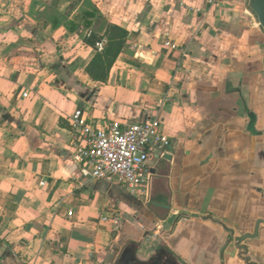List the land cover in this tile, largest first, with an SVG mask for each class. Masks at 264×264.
Segmentation results:
<instances>
[{
  "label": "crops",
  "instance_id": "1",
  "mask_svg": "<svg viewBox=\"0 0 264 264\" xmlns=\"http://www.w3.org/2000/svg\"><path fill=\"white\" fill-rule=\"evenodd\" d=\"M247 1L0 0V264H116L126 245L264 264V31ZM110 27L124 46L95 81L83 38ZM76 109L159 121L145 188L81 176Z\"/></svg>",
  "mask_w": 264,
  "mask_h": 264
},
{
  "label": "built area",
  "instance_id": "2",
  "mask_svg": "<svg viewBox=\"0 0 264 264\" xmlns=\"http://www.w3.org/2000/svg\"><path fill=\"white\" fill-rule=\"evenodd\" d=\"M222 1L206 0V3L215 6ZM102 48L103 43L96 44V51ZM69 125L75 134L70 146L71 156L81 176L99 181H115L130 194L146 187L150 180L149 162L153 154L156 149L168 145L156 119L134 124L110 121L96 126L81 109H76ZM67 215L72 216V212L69 211ZM101 220L106 222L108 218L102 217ZM117 222L118 219L114 218V223Z\"/></svg>",
  "mask_w": 264,
  "mask_h": 264
},
{
  "label": "trees",
  "instance_id": "3",
  "mask_svg": "<svg viewBox=\"0 0 264 264\" xmlns=\"http://www.w3.org/2000/svg\"><path fill=\"white\" fill-rule=\"evenodd\" d=\"M105 37L87 34L84 36V42L96 49L97 43H103L101 51H97L92 62L86 68L88 76L95 81L106 79L108 69L113 64L116 56L124 46L125 33L115 27H110Z\"/></svg>",
  "mask_w": 264,
  "mask_h": 264
},
{
  "label": "water",
  "instance_id": "4",
  "mask_svg": "<svg viewBox=\"0 0 264 264\" xmlns=\"http://www.w3.org/2000/svg\"><path fill=\"white\" fill-rule=\"evenodd\" d=\"M247 6L256 18L258 25L264 31V0H248ZM255 235H247L245 238H250ZM156 255L157 251L155 255H153V257H151L148 261H139L137 259L136 249L133 247L124 246L119 254L116 264H179L178 261L172 257H168L169 261H164L157 258Z\"/></svg>",
  "mask_w": 264,
  "mask_h": 264
},
{
  "label": "flooded vegetation",
  "instance_id": "5",
  "mask_svg": "<svg viewBox=\"0 0 264 264\" xmlns=\"http://www.w3.org/2000/svg\"><path fill=\"white\" fill-rule=\"evenodd\" d=\"M128 247H133L132 245H126ZM134 248V247H133ZM157 258H159L160 260H168L169 261V256L164 252L162 251V249H158L157 250V255H156ZM154 263V262H153Z\"/></svg>",
  "mask_w": 264,
  "mask_h": 264
}]
</instances>
